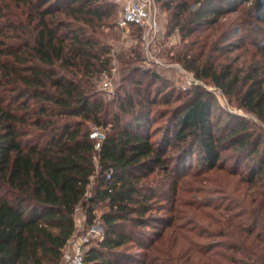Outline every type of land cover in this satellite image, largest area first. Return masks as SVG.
<instances>
[{"label":"trees","instance_id":"obj_1","mask_svg":"<svg viewBox=\"0 0 264 264\" xmlns=\"http://www.w3.org/2000/svg\"><path fill=\"white\" fill-rule=\"evenodd\" d=\"M153 1L168 13V33L198 50L187 44L176 60L264 124V0ZM240 10L258 60L219 67L202 33ZM116 15L110 0H0V264H59L76 234L75 211L89 227L100 203L103 239L87 244L85 264H264V129L233 113L223 118L213 94L195 86L175 97L180 104L153 140L151 125L168 113L153 108L170 104L173 91L144 94L132 65L140 52L131 50V61L103 42L101 29ZM115 56L134 93L121 85L105 101L97 85ZM95 128L105 134L99 151L89 138ZM211 171L238 176L237 185L184 203L181 179L210 182L203 175ZM182 204L192 210L193 235L212 242L189 243L173 225ZM179 240L190 246L174 256L169 246Z\"/></svg>","mask_w":264,"mask_h":264},{"label":"rangeland","instance_id":"obj_2","mask_svg":"<svg viewBox=\"0 0 264 264\" xmlns=\"http://www.w3.org/2000/svg\"><path fill=\"white\" fill-rule=\"evenodd\" d=\"M116 12L117 15L114 21L111 22V26L103 27L101 29L104 32L103 42H106V44H110V46H112V52H124L125 58L130 59L131 61L133 60V56L132 54H129V52L134 49L140 52L142 58L139 61L133 60L132 65L133 67L136 66L142 70L141 78H143V83L141 85V88L144 94L151 92V95L153 96L156 90L162 88H166V92L173 91V95L171 98L172 101L170 104H159L157 106H154L153 108V112L157 115L161 114V112L163 111L165 112L168 110L165 118L157 119L156 122L151 125V132L156 133L153 136V140H159L161 138V126H164L165 120L170 115V110L180 104V101H176L175 97L181 95L183 96L182 98H186L187 96H189L190 90H192V88L195 86H200L206 91L213 94L217 101V114H219L223 118L227 113H233L245 118L251 124H254V126H259L264 129V124H262L255 116L244 112L243 110H240L232 99L229 100L228 98L224 97L213 84L207 83L204 80L196 79L193 76L192 72L186 70L183 67V64L176 60L177 56H182L185 54L187 50V48H185V45L187 44L190 47L193 46L192 50L194 52H197L198 50H196V46L191 45V43L189 44V39L183 40L177 31L171 34L168 33V13L160 8L158 4L152 7V12L156 14V18L159 22L161 34L163 37L158 41L151 42L148 46H146L142 39L143 34L141 31L139 33L135 31V29L133 30L132 28H130V26H128L127 29L120 27L118 23L120 17L119 5H116ZM246 16V11L244 10L227 14L219 20V22L213 29L208 28L202 33L203 37H208L206 39L207 46L205 50L208 51L210 47V55L212 56L213 62L219 67L226 64L230 65L233 69L243 66L246 67L251 62H255L258 60L256 49L251 44L254 35L249 34V21L247 20ZM198 39L201 40L202 36H200ZM119 60H117V57L115 56L114 67L111 69L112 77L110 80V89L108 91H103L101 89V82L103 81V79L100 80L97 85L99 90L104 92L101 97L105 101L112 100L114 98L115 90L121 85L125 89L130 90L131 93H134V88L132 87V83L130 81H121L122 77L125 76L126 73L121 70V63ZM153 73L159 76L155 80L153 79V77H151ZM195 81L197 83H195ZM112 107L114 108V105ZM225 169H232L231 163H227ZM241 171H243V168L238 169L237 172ZM226 173L227 172L222 171H211L203 175L211 179L210 182H201L195 179H189L188 175L184 176L179 184L180 193L181 196H183V202L188 203V201H204L207 198H216L217 195L221 196V193H214V190H220V188H233L235 185H237L236 183L238 176H232ZM159 178L161 177L157 176L156 181ZM153 179L154 178H152L151 180ZM220 183L222 185H220ZM94 186L95 184L92 179L91 183L87 187V198L93 196ZM200 189H207L210 192H198V190ZM189 191L190 193H188ZM161 204H163L161 206L166 208L164 197ZM105 211H107V206L105 205V203L96 205V218H98ZM191 212L192 210L187 205L182 204V206H179L178 212H176V219H173V225L178 227L182 226L180 227V229L182 230L181 232H183L188 237L187 240L189 241V243L192 242L198 246L209 244L210 242H212V240H204L193 235L196 234L198 230H194V228L192 227L193 224L189 223L192 220ZM156 214L158 216H167V213H165V211H159L156 212ZM74 218L76 225V234L73 239L75 240L87 230V227L85 225V214L82 208H78L75 211ZM152 230L155 229L150 228L149 231ZM94 241L96 240H90V242ZM182 242L183 241L180 240L177 241L173 248L169 246V249L174 256H177L178 251L182 252L190 246L187 241H185L184 243ZM67 250L68 248L63 251V256L59 264H68L64 259V255L67 253ZM164 258L166 259V257Z\"/></svg>","mask_w":264,"mask_h":264},{"label":"built area","instance_id":"obj_3","mask_svg":"<svg viewBox=\"0 0 264 264\" xmlns=\"http://www.w3.org/2000/svg\"><path fill=\"white\" fill-rule=\"evenodd\" d=\"M115 5L120 6V27L127 29L132 25L140 29L142 32V39L146 46L151 42L160 40L163 36L161 34V28L156 18V14L152 12V7L156 4L153 0H112ZM111 75L104 74L103 81L101 82V89L108 91L111 87ZM195 83H197L195 81ZM89 138L94 141L95 150L99 151L102 142L105 139L103 130L95 128L90 134ZM97 162L96 157L94 158ZM106 178H111V172L106 174ZM104 230L99 222L98 218L94 223L87 227L85 233L75 240L72 238L65 246L63 251L68 248L67 253L64 255V259L68 264H85L84 253L87 244L91 239L101 241L103 239Z\"/></svg>","mask_w":264,"mask_h":264}]
</instances>
